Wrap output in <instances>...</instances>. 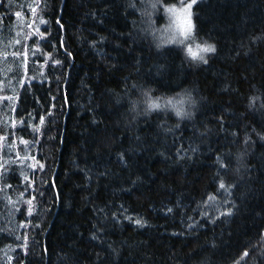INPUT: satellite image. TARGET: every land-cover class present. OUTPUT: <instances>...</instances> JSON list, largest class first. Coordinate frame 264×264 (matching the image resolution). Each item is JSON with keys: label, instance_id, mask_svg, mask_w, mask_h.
I'll return each mask as SVG.
<instances>
[{"label": "trees", "instance_id": "obj_1", "mask_svg": "<svg viewBox=\"0 0 264 264\" xmlns=\"http://www.w3.org/2000/svg\"><path fill=\"white\" fill-rule=\"evenodd\" d=\"M178 1L0 0V264H264V0Z\"/></svg>", "mask_w": 264, "mask_h": 264}, {"label": "clouds", "instance_id": "obj_2", "mask_svg": "<svg viewBox=\"0 0 264 264\" xmlns=\"http://www.w3.org/2000/svg\"><path fill=\"white\" fill-rule=\"evenodd\" d=\"M169 7L171 6L169 5ZM164 15H167V14L164 13ZM167 32H168L169 37L173 36V28L171 26L167 28ZM175 36H176V42L174 43L177 45H183L185 48L184 55L187 56L189 59L193 60L192 56L188 52V44L186 42H184V44H180L179 41L182 39L178 35H175ZM188 40L192 43L191 48L193 49V51H198V48H197L198 45L201 48L206 47L209 49V51H206V52L199 51V56L204 57V59H205L206 54L212 53L211 49L214 48V46L211 45L210 43L197 42L193 39L192 36H190ZM160 43L168 44L167 38L160 41ZM195 60H199V59L197 58ZM153 91L154 89H152L151 87H148L142 90L141 99L139 102L143 105L144 114H148V113L155 112V111L168 110L172 112V114L177 119H183V118L188 117L191 114L190 109L194 107L196 104V100L192 97L191 94H185L181 92V93L173 94L170 96L156 97L152 95ZM169 101H171V103H169ZM150 104H157L159 105V107H150L149 106Z\"/></svg>", "mask_w": 264, "mask_h": 264}, {"label": "rangeland", "instance_id": "obj_3", "mask_svg": "<svg viewBox=\"0 0 264 264\" xmlns=\"http://www.w3.org/2000/svg\"><path fill=\"white\" fill-rule=\"evenodd\" d=\"M193 0H179L177 5H172L171 7L166 6L165 7V15L166 21L163 26V30L166 32L167 37L169 38L167 28L171 26L173 28V35H178L181 39H184L180 33L182 31H185L189 27V22L191 23V33L194 29L192 24V17H191V2ZM173 8L175 9L174 13H170L167 11V9ZM188 44V47H192V43L189 40L185 41ZM184 48V46H183ZM185 49V48H184Z\"/></svg>", "mask_w": 264, "mask_h": 264}, {"label": "snow or ice", "instance_id": "obj_4", "mask_svg": "<svg viewBox=\"0 0 264 264\" xmlns=\"http://www.w3.org/2000/svg\"><path fill=\"white\" fill-rule=\"evenodd\" d=\"M152 7L155 8V7H156V4L153 3V4H152ZM167 11L170 12V13H174V12H175V9H173V8H169V9H167ZM146 14H147V13H146ZM180 35H182V36L184 37V39L180 40L179 43H180V44H184V42H185L186 40H188L189 37L191 36V23H190V22H189V27H188V29L185 30V31H182V32L180 33ZM167 42H168V43H174V42H176V36L173 35V36L169 37V38L167 39ZM197 48H198V51H193V49H192L191 47H188V52H189V54L192 56L193 60H195V59L198 58L200 61H203L204 63H207V61L204 59V57L199 56V51H205V52H206V51H209V49L206 48V47H205V48H201L199 45L197 46ZM211 51L214 52L215 49L212 48ZM169 103H171V101H169ZM149 106H150V107H159V105H157V104H150ZM224 187H225L224 185H221V188H224Z\"/></svg>", "mask_w": 264, "mask_h": 264}]
</instances>
